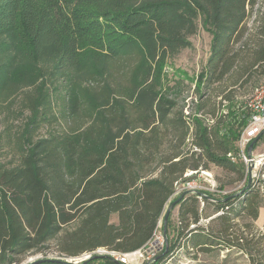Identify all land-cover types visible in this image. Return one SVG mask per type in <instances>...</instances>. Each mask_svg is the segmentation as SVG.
I'll use <instances>...</instances> for the list:
<instances>
[{"label":"trees","instance_id":"16d2710c","mask_svg":"<svg viewBox=\"0 0 264 264\" xmlns=\"http://www.w3.org/2000/svg\"><path fill=\"white\" fill-rule=\"evenodd\" d=\"M199 26L210 52L191 76L173 61ZM260 79L264 0H0V102L31 89L18 163H0V264L51 246L58 257L35 264L146 249L186 173L217 167L243 179L236 143L252 114L237 93ZM59 86L71 126L35 139L57 119ZM246 186L201 201L184 194L176 223L171 211L162 222L166 244L143 264H162L188 239L249 254L233 223L259 197ZM79 264L121 263L93 254Z\"/></svg>","mask_w":264,"mask_h":264},{"label":"rangeland","instance_id":"374dc122","mask_svg":"<svg viewBox=\"0 0 264 264\" xmlns=\"http://www.w3.org/2000/svg\"><path fill=\"white\" fill-rule=\"evenodd\" d=\"M190 41L192 47L180 52V54L174 59L173 64L175 67L183 70L191 76H195L201 68L205 65L210 52V35L205 32L200 26L195 35L191 36ZM264 83V79L258 80L256 87ZM194 86H191V91ZM58 92L54 94L52 101L51 112L56 116V120L51 123L44 122L38 126L34 131L33 136L35 139L46 137L48 134L60 133L64 130L69 129L71 123L64 121L60 117L61 102L54 98L60 96L63 93L61 86L58 87ZM251 87H245L237 93L238 98L244 99L250 96L249 91ZM191 91H189L191 98ZM31 89L23 88L17 94H15L9 101L0 102V163L3 165L14 166L19 160V136L24 129L27 119L30 117V112L25 101L26 96L30 94ZM50 94L54 93L53 89H50ZM186 95V94H185ZM52 97V96H51ZM189 104L191 101L188 99ZM192 108V105H191ZM237 145V143H236ZM248 145V144H247ZM246 145V147H247ZM249 146V145H248ZM246 147L243 153L240 154L238 148V155L234 161H240L244 164V177L241 181H235L233 174L226 173L217 167H211L208 171H200L199 173L192 172L185 178L187 181H195L198 189L195 192H180L175 196H183L184 194L196 195L201 201V192H208L215 198L226 196L234 193H239L245 184H248L249 175L246 172V165L243 162V156L247 155L248 152ZM254 155L264 154V137L260 140L256 148L252 151ZM251 152V153H252ZM207 173V174H205ZM264 162L260 164L257 173L258 184H264ZM191 178V179H189ZM255 180L250 178V185L254 186ZM183 182H181L182 184ZM178 184V187L181 185ZM177 187V186H176ZM222 187V188H221ZM263 187V185H262ZM180 188V187H179ZM257 188V187H256ZM261 187L258 186V192L260 199H255L253 203L247 204V213H244L241 217L234 220V233L240 239V242L246 248V251H239L236 248L227 249L223 245H206L202 244L199 247H195L196 241L188 239L187 241L181 240L178 245V249L172 256L167 258L162 264H257L260 262L264 263V226L259 227L255 224L254 212L258 210L261 205L262 193ZM181 189V188H180ZM178 190V189H177ZM176 190V191H177ZM175 191V192H176ZM188 192V191H187ZM170 204L165 207L164 213ZM263 205V204H262ZM202 206V202L200 204ZM177 208L171 210V222L176 223ZM163 218V217H162ZM161 218V219H162ZM115 216L112 217V221L115 220ZM161 228L163 229L162 220ZM201 225H210L214 229L218 226L216 223H209L208 220L203 219L200 222ZM171 236L173 235L172 232ZM170 236V237H171ZM173 238V237H172ZM179 246H181L179 248ZM197 246V245H196ZM96 253L104 254L105 250H98ZM58 254L51 246L44 255H34L27 257L22 264H28L35 259L41 258H57ZM252 260L254 263H252ZM68 261H72L68 259ZM85 261V260H83ZM74 263V264H79ZM142 258L139 257L136 260L130 262V264H143Z\"/></svg>","mask_w":264,"mask_h":264},{"label":"built area","instance_id":"2783aa9c","mask_svg":"<svg viewBox=\"0 0 264 264\" xmlns=\"http://www.w3.org/2000/svg\"><path fill=\"white\" fill-rule=\"evenodd\" d=\"M245 106L248 107L251 111V118L247 126L242 130L237 145L239 148L240 154L243 153L244 148L246 145L256 138L262 131H264V83L260 84L259 86L255 87L250 96L248 98H245ZM243 162L246 165V172L248 173L249 177L252 180H255L254 186L257 187L260 186L261 191H263L262 183L258 184L257 180V173L259 166L261 162H264V154L260 155H254V153H250L243 156ZM192 172L186 173L184 177H187ZM207 174V173H205ZM264 177V176H263ZM176 192L175 194H179L180 192H195L194 190L198 189V186L195 181L189 182L185 181L183 182L179 187L176 185ZM188 191V192H187ZM174 194V195H175ZM194 226L191 225L190 228H193ZM166 244V236L164 234V230L161 228V222H158L157 224V230L154 235V239L152 242L148 245L146 249L137 250L135 252L129 253V254H117L114 252H108L105 251L104 254H108L116 262H119L121 264H130L133 260L138 259L139 257L142 258V261L144 263L151 262V259L153 256L163 248V246ZM96 255V252L93 253H85L79 257L71 259L73 263L83 262V260L89 259L92 255Z\"/></svg>","mask_w":264,"mask_h":264},{"label":"water","instance_id":"95a60500","mask_svg":"<svg viewBox=\"0 0 264 264\" xmlns=\"http://www.w3.org/2000/svg\"><path fill=\"white\" fill-rule=\"evenodd\" d=\"M256 141H257L256 138L253 139L252 142L250 143V145L248 146V149H247L248 154H250L252 152L253 145L255 144ZM249 186H250V178L248 180V184H247L246 188H248ZM181 198H182V196H180L174 203L169 205V207L167 208V210H166V212L164 214V217H163L164 227H165V224H166V221H167V218H168V215H169L170 211L172 210L173 206L181 200ZM164 234H165V231H164ZM39 262H41V260L31 261L28 264H35V263H39Z\"/></svg>","mask_w":264,"mask_h":264},{"label":"crops","instance_id":"0c3cea01","mask_svg":"<svg viewBox=\"0 0 264 264\" xmlns=\"http://www.w3.org/2000/svg\"><path fill=\"white\" fill-rule=\"evenodd\" d=\"M260 199V197H258ZM262 201L260 207L258 210L255 212V224L259 227L264 226V192L262 193L261 196ZM263 204V205H262Z\"/></svg>","mask_w":264,"mask_h":264}]
</instances>
